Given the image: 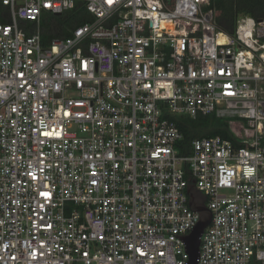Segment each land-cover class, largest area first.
<instances>
[{
  "label": "built area",
  "instance_id": "obj_1",
  "mask_svg": "<svg viewBox=\"0 0 264 264\" xmlns=\"http://www.w3.org/2000/svg\"><path fill=\"white\" fill-rule=\"evenodd\" d=\"M218 1L0 0V264H188L201 208L198 264H264V19Z\"/></svg>",
  "mask_w": 264,
  "mask_h": 264
},
{
  "label": "trees",
  "instance_id": "obj_2",
  "mask_svg": "<svg viewBox=\"0 0 264 264\" xmlns=\"http://www.w3.org/2000/svg\"><path fill=\"white\" fill-rule=\"evenodd\" d=\"M239 15L250 16L256 20L264 19V0H221L217 2L216 20L220 29L232 32L236 27ZM73 23L81 25L82 22ZM64 26L65 23L56 25L51 33L55 37H67L69 32L62 28ZM178 126L184 134L186 143L200 137H231L228 124L214 117H199L196 120L181 117L178 118Z\"/></svg>",
  "mask_w": 264,
  "mask_h": 264
},
{
  "label": "water",
  "instance_id": "obj_3",
  "mask_svg": "<svg viewBox=\"0 0 264 264\" xmlns=\"http://www.w3.org/2000/svg\"><path fill=\"white\" fill-rule=\"evenodd\" d=\"M199 212L204 214V218L195 227V229L185 238L186 249L189 254L188 264H198V258L200 254L201 237L204 234L207 227L210 225L212 216L207 214V210L204 208L198 209Z\"/></svg>",
  "mask_w": 264,
  "mask_h": 264
}]
</instances>
